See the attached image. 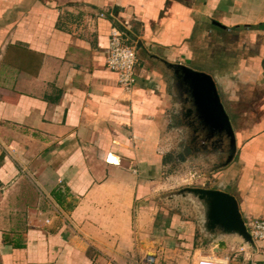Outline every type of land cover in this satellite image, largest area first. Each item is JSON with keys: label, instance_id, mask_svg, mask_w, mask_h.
Segmentation results:
<instances>
[{"label": "crops", "instance_id": "crops-1", "mask_svg": "<svg viewBox=\"0 0 264 264\" xmlns=\"http://www.w3.org/2000/svg\"><path fill=\"white\" fill-rule=\"evenodd\" d=\"M262 26L264 0H0V264H264V241L208 231L193 196L151 200L172 149L166 64H182L213 77L236 137L190 188L264 219V77L254 98L231 73L264 75ZM113 28L136 50L130 94L106 66Z\"/></svg>", "mask_w": 264, "mask_h": 264}, {"label": "water", "instance_id": "water-1", "mask_svg": "<svg viewBox=\"0 0 264 264\" xmlns=\"http://www.w3.org/2000/svg\"><path fill=\"white\" fill-rule=\"evenodd\" d=\"M166 65L173 70L177 86L185 92L191 110L199 126L205 131L206 137L211 139L218 136L228 140V157L219 167L230 164L236 154V137L213 77L182 64ZM179 193H187L203 202L205 227L208 231L219 230L222 234L237 235L242 238L244 245L254 249V242L247 232L235 197L220 190L205 188L188 187Z\"/></svg>", "mask_w": 264, "mask_h": 264}, {"label": "rangeland", "instance_id": "rangeland-1", "mask_svg": "<svg viewBox=\"0 0 264 264\" xmlns=\"http://www.w3.org/2000/svg\"><path fill=\"white\" fill-rule=\"evenodd\" d=\"M262 29H264V26H262ZM232 59L233 58L231 57V63H233ZM213 63L216 64L217 61L214 59ZM234 71L235 70H231L232 77L234 80L242 81L244 79H248V80H251V82L252 81L255 82L253 85L254 87H251V92H249V94H252L251 97L260 98L261 97L260 94H262L261 88L258 87L256 83H258V79L260 78H261V83H262V79L264 77V75H262V71L260 72L258 70L259 71L258 72L253 69L248 70L247 72L245 71H235L234 72ZM169 84H170L168 88L169 95L171 96L172 103L175 102L171 106V109H172V112H170L171 122L169 124V126L171 127L169 131L171 132L170 146L172 149H170L167 155L168 165L165 167V169L163 170V174L159 177L157 182L153 184V188L151 189V193L153 194V198H151V200L154 201V203L158 202L159 204L165 203L166 202L164 200L165 198L171 196V194L183 188L197 187L201 183H205L208 185L207 177H211L214 171L212 170L213 167L211 163H213V161L215 160L214 157L211 156V154L210 155L208 154V152L205 156H203L204 154L202 152L198 153L197 155L199 157L194 158L193 153L195 152H189V150L186 148V144H189V140H190V137H189L190 131L187 129V127H185L184 122L186 123L187 121L184 120L185 118L183 119V117H185V113L191 110V105L187 99L185 92L182 89H179L175 80ZM221 97L222 96H220V99L222 101ZM174 104H176V110L178 113L177 118L176 116H174L175 115L174 108H173ZM222 104H223V101H222ZM230 121L233 127V131L235 133V126L232 123L233 120L231 118H230ZM177 127H181L180 129L184 131V134L182 130H180V133H179ZM204 136L206 139H208L206 137V134ZM214 138L218 139L216 140L217 142L224 141L223 143L225 145L227 144L228 140L225 141L226 139L224 137L215 136ZM212 144L214 145V142ZM225 145H224V148L226 147ZM215 158H217L216 162L218 163V159H219L218 155ZM224 162L225 161L223 160L219 166H221ZM26 173L27 172H25V174ZM194 173L198 174L200 178H198L197 180L195 179L190 180L191 174H194ZM185 178H188V181H185Z\"/></svg>", "mask_w": 264, "mask_h": 264}, {"label": "built area", "instance_id": "built-area-1", "mask_svg": "<svg viewBox=\"0 0 264 264\" xmlns=\"http://www.w3.org/2000/svg\"><path fill=\"white\" fill-rule=\"evenodd\" d=\"M123 35V32L116 28L111 30L106 66L117 74L118 83L123 91L130 94L136 84L137 54L134 47L124 42ZM106 162L115 165L119 164L117 157L111 155H108ZM198 178L200 176L194 173L191 174L190 180H197ZM185 181H188V178H185ZM199 186L204 187L205 183H201ZM245 226L253 241H264V219H249ZM146 264H154V257L147 256ZM197 264H229V260H217L208 257L200 259Z\"/></svg>", "mask_w": 264, "mask_h": 264}, {"label": "flooded vegetation", "instance_id": "flooded-vegetation-1", "mask_svg": "<svg viewBox=\"0 0 264 264\" xmlns=\"http://www.w3.org/2000/svg\"><path fill=\"white\" fill-rule=\"evenodd\" d=\"M183 119L187 121L186 123L184 122V124H185V127H187V129L190 131V134H189L190 140H189V144H186V148L189 150V152H195L193 153L194 158L199 157L197 155L198 153L202 152L204 154L203 156H205L207 152H209L208 154L209 155L211 154V156L218 155L219 159H218V163L216 162V165H220L223 160L226 161L228 157V151H229V143L226 138H225L226 139L225 141H227L228 145L227 144L225 145L223 143L224 141L217 142L216 140L218 139L214 137L209 140L206 139L204 136L205 131L199 126V123L196 120L195 114L192 110H189L187 113H185V117H183ZM182 132L184 134L183 130ZM213 142H214V145L212 144ZM224 145L227 147V148L225 147L226 149L224 148ZM213 164L214 163H211V165Z\"/></svg>", "mask_w": 264, "mask_h": 264}]
</instances>
